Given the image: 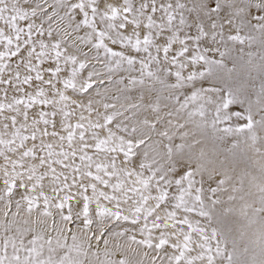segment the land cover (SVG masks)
Instances as JSON below:
<instances>
[{
  "label": "snow or ice",
  "instance_id": "1",
  "mask_svg": "<svg viewBox=\"0 0 264 264\" xmlns=\"http://www.w3.org/2000/svg\"><path fill=\"white\" fill-rule=\"evenodd\" d=\"M0 264H264V0H0Z\"/></svg>",
  "mask_w": 264,
  "mask_h": 264
}]
</instances>
